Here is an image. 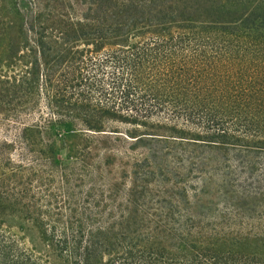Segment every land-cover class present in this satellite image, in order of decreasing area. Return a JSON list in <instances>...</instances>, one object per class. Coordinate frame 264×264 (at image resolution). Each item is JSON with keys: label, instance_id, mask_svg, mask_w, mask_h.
Masks as SVG:
<instances>
[{"label": "trees", "instance_id": "1", "mask_svg": "<svg viewBox=\"0 0 264 264\" xmlns=\"http://www.w3.org/2000/svg\"><path fill=\"white\" fill-rule=\"evenodd\" d=\"M0 68V264H264V162L199 178L183 197L216 199L208 211L85 225L72 208L47 222L60 203L36 161L54 138L86 159L79 138L102 131L264 154V0L0 1Z\"/></svg>", "mask_w": 264, "mask_h": 264}, {"label": "rangeland", "instance_id": "2", "mask_svg": "<svg viewBox=\"0 0 264 264\" xmlns=\"http://www.w3.org/2000/svg\"><path fill=\"white\" fill-rule=\"evenodd\" d=\"M0 1L4 4L10 3V6L16 4L19 10L27 11L32 8L35 0ZM74 2L78 3L79 0ZM8 129L5 124H0V139L9 135ZM102 133L106 135L95 133V138L90 136L91 134H87L89 138L84 137L87 140L79 138L80 145L89 147L86 159H69L65 140L54 138L53 159L36 160L43 163L47 171L44 174L47 192L60 203L55 206L58 209L47 207L51 215V218L48 216L47 222L69 219L73 215L69 211L71 208L80 214V219L81 213L84 214L81 222L85 225L169 222L170 219L144 218L141 215L148 213L159 215L165 211L172 213L175 210L190 208L208 211L211 203L217 202L216 199H204L194 204L190 198L187 200L183 197L185 193L191 194L200 187L199 178L223 172L225 164L239 168L238 165L242 166L247 162L246 166L252 163L258 168V163L264 162V154L243 150L229 148L214 150L202 145L137 142L135 138L121 136L122 133L110 131ZM43 139H52L51 134L44 131ZM215 154L227 156L228 159L216 158ZM236 172L246 176L252 173L246 168ZM69 173L70 175H67ZM252 174L264 177V166L253 170ZM67 176L71 181L66 182L63 179ZM63 193H76L73 195L75 202L62 203L66 197V194L65 197L62 196ZM54 201L52 198L50 203ZM59 212L61 214L56 216L55 213ZM131 213L140 214V217L133 219L132 216L124 217ZM259 214L260 211L255 212V215ZM257 223L259 220L252 221L256 227L259 225ZM13 231L22 236L16 229ZM259 237L264 238V232ZM23 246L30 247L26 239H22L21 247Z\"/></svg>", "mask_w": 264, "mask_h": 264}]
</instances>
